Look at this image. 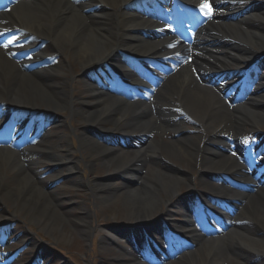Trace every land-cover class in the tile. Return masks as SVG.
Wrapping results in <instances>:
<instances>
[{
	"label": "bare ground",
	"instance_id": "obj_1",
	"mask_svg": "<svg viewBox=\"0 0 264 264\" xmlns=\"http://www.w3.org/2000/svg\"><path fill=\"white\" fill-rule=\"evenodd\" d=\"M244 1L243 6L221 11L216 18L218 23L210 24L209 30L207 27L201 29L202 42H220L207 51L217 63L231 55L233 59L244 63L264 54V9L249 10L237 15L235 21L226 20L229 12H242L254 6V2L264 0ZM128 2L129 0L19 1L12 7L11 14L0 15V19L8 23L7 28L27 33L26 40L21 41L19 46L12 47L11 53L37 52L34 60L37 64L46 62L50 56L60 59L59 65L28 71L30 62H16L0 49V101L26 108L31 106L32 109L45 108L55 116L54 129L46 132L40 140L32 139L31 134L35 130L29 131L28 142L21 152H15L8 146H0V219L14 220L13 215L19 214L29 227L33 226L44 237L58 244L68 229L79 232L82 242H90L95 232L97 236L92 241V251L87 255L92 262L97 243L100 254L107 253L120 264H137L125 259V255L117 251L124 246L123 241L98 229V222L110 218L120 219L130 230L150 219L164 217L167 203L181 204L185 201L184 198H176V194L182 185H186V178L184 174H179L178 169L167 168L166 162L155 164L157 170L150 169L153 171L150 176L141 180V187H119L115 176L133 170L138 162L148 170L154 164V159H161L162 156L171 161H179L187 169L198 166L204 172L215 171L217 166L209 154L213 145L224 144L225 139L219 135L234 133L244 125L251 127L253 120L264 121L261 116L264 110V75L257 88L259 93L256 99L232 110L211 89L200 87L188 66L182 67L168 78L151 102H143L140 107L137 103H127L121 98L100 92L86 78L96 65L101 66L118 58L120 52L131 49V42L141 45L146 41L157 47H161L163 43L158 39H144L138 33L151 28L147 22L142 21L135 29H131L127 20L121 19ZM6 27L2 29L3 32ZM76 67H79L86 81L72 74L71 68ZM207 69L218 70L208 65L197 69L196 73ZM183 112L210 131L207 133L208 143H204L197 135H190L181 126L182 120L179 117ZM111 119L115 124L122 123L124 128L117 125L115 129H104L105 133L110 135L117 131L128 139L138 133H146L150 145L147 142L144 146L122 151L120 154L115 153L114 148L109 145H101L92 134L91 127L100 128ZM23 120L27 121V118ZM39 120L42 123H35V128L53 124V120L45 121V116L39 117ZM67 120L70 121L69 127L66 125ZM16 125H20V122ZM16 129L20 134L23 131V128ZM68 130L76 136L77 147L68 143ZM156 139L159 141H155ZM1 140L0 138V144L3 142ZM13 143L15 144L14 139L9 142L11 145ZM73 151L80 153V162L86 168L98 173L105 170L108 173L105 182H89L93 206L79 217L68 210L63 211L58 206L62 205L61 202L53 200L42 189L41 183L44 181L38 177L51 172L50 177L54 180L71 182L77 187L80 181L76 165L68 168L72 161L65 155L72 156ZM221 157L222 152H218L216 158ZM226 170L233 179H241L242 172L240 169L235 170L233 164H228ZM113 171L118 172L115 174ZM204 182L205 179L199 180L201 185ZM203 186H207L206 183ZM63 193L60 192V198L62 195L68 197L67 193ZM232 196L238 202L240 220H233L231 234L240 240L244 249L253 254L238 251L232 245L234 241H224L221 238L201 244L200 237L188 232L186 236L195 241L197 251L182 255L183 264H230L228 256L239 259L241 263L237 264H248L243 258H248L249 264L264 263V189L250 193L238 192ZM159 197L166 198L163 204H158ZM62 202L66 203V200ZM8 205L11 206V211L7 209ZM61 211L63 213L59 215ZM69 223L73 225L72 228ZM26 237L28 239H24L30 241L31 246L40 248L38 240L28 234ZM6 256L0 251V261H4Z\"/></svg>",
	"mask_w": 264,
	"mask_h": 264
},
{
	"label": "rangeland",
	"instance_id": "obj_2",
	"mask_svg": "<svg viewBox=\"0 0 264 264\" xmlns=\"http://www.w3.org/2000/svg\"><path fill=\"white\" fill-rule=\"evenodd\" d=\"M72 69V74H74L76 77L79 76V67H76L75 69ZM66 125L67 127L70 126V121L67 120L66 121ZM75 129L74 124L72 125ZM187 129L190 130H194L193 128H191V126L186 127ZM76 130V129H75ZM193 132V131H191ZM60 133V132H59ZM65 133L67 134L66 130ZM76 133L78 134V131L76 130ZM68 134H69V138H68V143L72 144L73 146L75 145L77 147V138L76 136H74L72 134L71 130H68ZM74 143V144H73ZM64 154V153H63ZM66 157L70 158V160L72 161V164L68 165V168H73L76 165L77 168V174L78 175V179L80 181V184H77V187H75L74 185L71 184V182L68 183H64V184H55L56 182L53 180H49V181H45V179L47 177H49V173H46L45 175H39L38 177L40 178V180H44V182L41 183L42 188H44L45 190L48 189V191L50 192V195L52 197L53 200L57 201L58 197H60V192H64L63 194L67 193L68 197H66L65 195L61 196L62 201L66 200V203H63L61 201L62 205H58L59 207L61 206V209L63 211L68 210L70 211L69 213H71L72 215H75L76 217L78 216H83V214L87 211L90 210L93 202V197H92V193L90 190V186H89V182L96 184L97 182H105V178L107 177V172L104 170V172L102 173H98L95 171H91L90 169L86 168V166L84 165V163H81L80 158L81 155L80 153H75L73 151L72 156H68L67 154H65ZM165 161L167 163H169V166L174 168V169H178L181 172H188V174H199L201 171V169L199 167H195L194 169H187L184 166H181L179 161H171L169 159H165ZM75 162V164L73 163ZM157 163V162H155ZM176 163H178L179 165H177ZM221 163H225V160L222 159ZM160 164V163H157ZM74 165V166H73ZM172 165V166H171ZM192 165V164H191ZM77 166H79L80 168H78ZM195 166V165H194ZM167 167V166H166ZM219 167L221 168V164L219 165ZM219 168V169H220ZM153 170H157L156 167L151 168ZM219 169H217L219 171ZM150 170L148 173L149 175H146L147 173H145V170H141V173H144L143 175L141 174V176H137L133 179H127L129 182H124L122 181V177L119 176L117 177L115 180L117 181V184L119 187H135V186H140L141 187V179L146 178L148 176H150L151 171ZM115 171H113L112 173H114ZM118 171L115 172V174ZM43 173V172H42ZM39 174V171H38ZM36 174V175H38ZM97 174H101V175H97ZM133 174V173H132ZM118 180H120L121 182H119ZM62 181V180H61ZM63 182V181H62ZM187 184V183H186ZM187 189L186 185H182V187L180 188L181 190H184V192H186L185 190ZM164 197H159L157 199L158 204L161 202V204H163V202H165ZM160 205V204H159ZM117 206L120 207V205L118 204ZM8 210H12L11 206H7ZM63 211H61L62 215ZM12 213V212H10ZM14 216V220H10V221H15V229H16V236L19 239V244H21L24 240V236L25 234H27V227L30 228L31 232H28L31 236H33L34 238H37L36 235L39 234V231L36 230L33 227H29L28 223L24 222L21 218V216L19 214H15ZM233 220L238 219L240 220V218L238 217V211L237 208L235 210V213L233 215ZM100 221V220H99ZM122 220L118 219V220H113V219H109L107 221H100L98 222V229L106 231L111 233V235L117 237L120 239V241L123 240V237L121 235H123L126 232L125 229V224L121 223ZM70 227L72 228L73 225L70 224ZM97 226V224H96ZM14 229V230H15ZM66 233H64L62 235V241L61 243H56L53 241H50L48 238H46L48 240V242H44L43 243V253L42 251L39 252L42 255L46 256L47 258V263L48 264H120L118 262V260L115 259V257L105 253L104 255L100 254L99 251V244L96 243V245L94 246L95 252V258L94 261L92 262L90 260L89 257H87V255H89L92 251V241L95 239V237L97 236V233H93L91 241L90 242H82L81 241V235L79 234V232H74L71 229H68L67 231H65ZM40 235V234H39ZM41 236V235H40ZM43 236V235H42ZM41 236V237H42ZM57 238L59 237L56 236ZM208 241H205L204 244H206ZM45 244V245H44ZM204 246V245H203ZM30 250H28V256H30L32 254V252H38V248L36 247H30ZM194 249V248H193ZM11 253H14V255L16 253H18V257L21 256V252L19 253V245L18 244H13V246L11 247ZM22 251V250H21ZM117 251H119L120 253L124 254V258L125 259H130V255H131V250H130V246L127 244L126 246H122L120 249H117ZM189 250H185L179 254H177L174 258L170 259L169 261H167L166 263L163 264H183L184 259L181 261L182 255H187ZM197 251V248L196 250ZM183 253V254H182ZM17 257H15L16 260ZM228 260L230 261V264L234 263L237 264L236 261H238L239 259L235 258L234 256H228ZM264 264V263H263Z\"/></svg>",
	"mask_w": 264,
	"mask_h": 264
},
{
	"label": "snow or ice",
	"instance_id": "obj_3",
	"mask_svg": "<svg viewBox=\"0 0 264 264\" xmlns=\"http://www.w3.org/2000/svg\"><path fill=\"white\" fill-rule=\"evenodd\" d=\"M200 10L203 12L205 15H208L209 17L211 16L212 9L207 3H202L200 5ZM11 43V41H9ZM7 46V45H5Z\"/></svg>",
	"mask_w": 264,
	"mask_h": 264
}]
</instances>
